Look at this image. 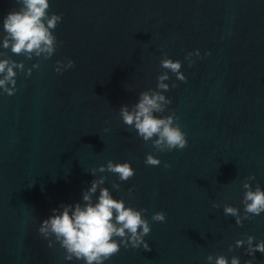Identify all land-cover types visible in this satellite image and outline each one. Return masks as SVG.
I'll use <instances>...</instances> for the list:
<instances>
[{"label": "water", "instance_id": "obj_1", "mask_svg": "<svg viewBox=\"0 0 264 264\" xmlns=\"http://www.w3.org/2000/svg\"><path fill=\"white\" fill-rule=\"evenodd\" d=\"M49 5V16H62L51 59L27 60L0 43V59L25 64L24 72L16 70L15 95L0 89V264H84L67 261L58 243L49 248L38 228L52 209L83 203L101 176L114 199L147 209L151 226V251L121 246L104 264H208L209 255L264 264V254L236 247L247 236L254 245L264 241V213L238 226L223 210L236 207L243 216L245 181L264 190V0ZM20 7L0 0V42L4 17ZM197 50L203 59L193 56L189 66L185 57ZM165 57L181 62L187 82L168 72L163 94L172 103L157 116L174 112L188 146L161 153L123 123L120 109L157 90ZM68 60L75 66L57 73L56 62ZM33 64L40 66L27 76ZM149 154L159 166L145 164ZM108 161L129 163L134 176L124 182L109 172L90 174ZM156 212L166 222H153Z\"/></svg>", "mask_w": 264, "mask_h": 264}, {"label": "clouds", "instance_id": "obj_2", "mask_svg": "<svg viewBox=\"0 0 264 264\" xmlns=\"http://www.w3.org/2000/svg\"><path fill=\"white\" fill-rule=\"evenodd\" d=\"M15 3L22 5L18 11L13 10L3 19V31L6 35L2 39L3 49H11L14 55L25 56L27 60L33 57H42L49 60L57 50V39L53 31L62 21V16L52 14L49 16V0H15ZM4 55V53H0ZM205 55H211L210 52ZM193 56L200 57L197 50L189 53L185 59L189 61V66L195 63ZM55 71L62 74L63 71L75 66L74 61L67 63L57 61ZM39 64H33L32 68L26 71L27 76H31L33 69H38ZM161 67L165 73L157 78V90H148L139 94L138 102L131 108L123 106L120 109V116L123 123L128 127H133L137 135L145 142H152V146L158 152H171L173 150H183L188 146L185 133L181 130L178 118L173 112L171 115L159 118L157 114H162L172 103L167 99L164 92L169 91V85L164 81L169 79L168 72L175 74L181 82H187L186 77L181 72V62L173 61L165 57L161 60ZM25 71L23 62H16L7 59H0V89L8 96L15 95L17 91V71ZM176 85L173 84V87ZM107 132L108 129H105ZM160 160L151 154L147 155L145 164L157 167ZM170 165L165 164V168ZM97 172H109L118 175L120 181H128L134 176V170L129 163L114 164L108 161L106 167L100 166L92 169L90 174L96 176ZM107 177L101 176L94 179L91 186L83 194V203L75 205L61 204L58 208L51 210V215L43 220L38 228L39 235L48 241V247H54L58 243L65 250L67 261H83L84 264H104L112 256L120 252L121 246L125 249L132 247L138 249L141 246L146 251H151L145 242V237L151 232V226L144 213L147 209L136 210L126 207L123 199H114L108 188L104 187ZM249 177L248 180H254ZM119 184H113V188L119 190ZM245 189L243 197L244 214L241 216L240 210L236 207L224 206V214L235 217L236 224L242 226L243 220L252 216H259L264 213V190L259 185L253 190L250 183H243ZM97 192L99 195L96 196ZM96 196V200L93 197ZM213 208H219V204H213ZM153 222H166V214L156 212L152 215ZM52 237L55 240H52ZM117 238L119 242H117ZM255 237L247 236L246 240L236 241V247L247 244V255L253 256L256 252L264 254V241L254 245ZM231 247L229 251H231ZM208 264H229V260L223 256L207 257ZM230 264H241L238 257H232ZM246 264H252L249 260Z\"/></svg>", "mask_w": 264, "mask_h": 264}]
</instances>
